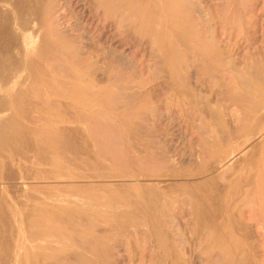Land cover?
Returning <instances> with one entry per match:
<instances>
[{"label": "rangeland", "instance_id": "obj_1", "mask_svg": "<svg viewBox=\"0 0 264 264\" xmlns=\"http://www.w3.org/2000/svg\"><path fill=\"white\" fill-rule=\"evenodd\" d=\"M21 1L12 6L0 0L4 28L0 24V264H22L21 260L23 264H74L76 247L86 253L75 264H222L225 260L211 233L212 224L203 221L201 213L207 206L217 210V202L222 205L218 193L222 186V191L235 193L256 172L243 158H248L253 146L247 141L255 134L252 115L264 107V0L236 1L235 18L251 19L247 36L232 23L227 0H193L190 15L194 18H167L166 26L168 6L160 0ZM38 11L40 18L48 20L37 23ZM195 22L205 31L217 28L213 40L207 41L215 42L222 58L225 55L223 60L227 59L222 67L238 71L242 83L218 82L222 75L193 57L190 66L185 65V52H180L184 41L194 38L188 33L194 34V26H199ZM181 23L194 28L187 30ZM223 23L228 24L226 34L236 31L232 41L223 35ZM23 37L26 51L18 58L24 68L18 71L11 66L13 59L8 62L12 53L8 49ZM65 37L75 41L72 51L94 67L92 73V68L84 73L71 70L78 81L68 76V69L65 74L58 65L41 64L60 56L53 41ZM38 60L41 63L36 64ZM50 73L58 76L52 80ZM60 77L65 81L58 82ZM254 93L262 99L249 97ZM248 127L253 129L250 134ZM220 150L224 156L236 151L240 156L220 165ZM257 156L251 162L260 160ZM257 172L263 174L264 168ZM239 198L234 203L249 202L247 196ZM216 217L222 232L225 218L220 211ZM86 237L91 240L85 241ZM238 237L231 238L229 259H239L246 252L245 241L238 243ZM69 243L73 248L67 249ZM63 255L70 256V263Z\"/></svg>", "mask_w": 264, "mask_h": 264}, {"label": "bare ground", "instance_id": "obj_2", "mask_svg": "<svg viewBox=\"0 0 264 264\" xmlns=\"http://www.w3.org/2000/svg\"><path fill=\"white\" fill-rule=\"evenodd\" d=\"M5 1V0H4ZM8 1H10V4L12 5V6H14L16 3H15V1H17V0H8ZM27 1V0H26ZM98 1V0H97ZM149 1V0H148ZM236 1H239V2H241V1H243V0H227V2H226V6L227 7H231L229 10H228V13H229V11L232 13V18L233 19H231V21H233L232 23H237L238 24V26H239V28H240V34L241 33H243L244 35H246L247 36V32H248V28H249V24H251V19L250 18H235V16H234V14H237L238 12L237 11H239L238 10V7L236 6ZM246 1V0H245ZM20 2H22L21 0H20ZM24 2V1H23ZM30 2H31V0H30ZM159 2V1H158ZM26 3V2H25ZM9 4V3H8ZM99 4V3H98ZM130 4V3H129ZM155 4H156V2H155ZM158 4V3H157ZM159 4H161L162 6H164V7H166V5L168 6V11H167V13H165L166 14V17H165V26H166V21L168 20L167 18H183V20L184 19H187V21H188V18H194L192 15H190V12H191V10L193 9V11H194V8H191V6H193L194 7V5L193 4H195L194 2H193V0H160V3ZM222 4V3H221ZM10 5V6H11ZM28 5V4H27ZM32 5V4H31ZM30 5V6H31ZM196 5H198L197 3H196ZM48 6H50V5H48ZM161 6V7H162ZM235 6L237 7V11H236V8H235ZM22 7V6H21ZM47 7V6H46ZM160 7V8H161ZM197 7H199V5L197 6ZM254 8V7H253ZM9 9H10V7H9ZM46 9V8H45ZM51 9V8H50ZM49 9V10H50ZM117 9V8H116ZM132 8H130V10H131ZM3 10V9H2ZM48 10V11H49ZM152 11H151V14H152V12L154 11V9H153V4H152V9H151ZM161 10H162V8H161ZM198 11H201V8L200 9H197ZM222 10V9H221ZM227 10V9H226ZM9 11H12L11 9L9 10ZM47 11V12H48ZM53 11V10H52ZM134 11V10H133ZM192 11V12H193ZM215 11V10H214ZM252 11V10H251ZM41 12H43V11H41ZM45 12V11H44ZM121 12V11H120ZM142 12H143V10H142ZM202 12V11H201ZM201 12H197L196 11V13L199 15V13H201ZM51 13V12H50ZM108 13H109V11H108ZM242 13V12H241ZM2 14H3V11H2ZM38 14H39V11H38ZM41 14V13H40ZM38 15V18H39V20L40 21H38L37 20V23L39 22V23H41V19L42 20H44V18H40L39 16H41V15ZM45 15L46 13H42V15ZM112 14V13H111ZM131 14V13H130ZM194 14V13H193ZM202 14H203V12H202ZM205 14V13H204ZM212 14H213V12H212ZM224 14V13H223ZM244 14V13H243ZM8 15V14H7ZM10 15H11V12H10ZM47 15H48V13H47ZM49 15H51L52 16V13L51 14H49ZM113 16H114V14H112ZM116 15V17H121L122 16V13L121 14H115ZM123 15H124V17H125V13L123 12ZM197 15V17H199ZM217 15H220V12H219V14H215V16H217ZM3 16H5V15H3ZM13 16V15H12ZM140 16H141V14H140ZM149 16V15H148ZM151 16V15H150ZM209 16V15H208ZM215 16L213 17V18H215ZM228 16H229V14H228ZM243 16V15H242ZM16 17V16H15ZM48 17V16H47ZM129 17V19H132L131 17L132 16H128ZM195 17H196V14H195ZM201 17V16H200ZM211 17V16H210ZM209 17V18H210ZM1 18V17H0ZM10 18H12V17H10ZM14 18V17H13ZM48 18H52V17H48ZM113 18H115V17H113ZM139 18V17H138ZM148 18V17H147ZM206 19H207V16L205 17ZM212 18V17H211ZM210 18V19H211ZM212 18V19H213ZM47 19V18H46ZM45 19V20H46ZM116 19H119V18H116ZM126 19V18H125ZM124 19V21L126 22V20H128V19H126L125 20ZM133 19H134V17H133ZM149 19H151L150 17H149ZM148 19V20H149ZM157 19L158 18H156V21H157ZM205 19V20H206ZM44 20V21H45ZM48 20V19H47ZM141 20V19H140ZM182 20V19H181ZM190 20V19H189ZM197 20V19H196ZM217 20V19H216ZM229 20V19H228ZM114 21H115V19H114ZM118 21V20H117ZM117 21H116V23H117ZM122 21H123V19H122ZM121 21V23L120 24H122L123 23V25H124V23L125 22H122ZM129 21V20H128ZM150 21V20H149ZM148 21V22H149ZM207 21V20H206ZM204 22L205 24L206 23H208V21L207 22ZM226 21H227V19H226ZM11 22V21H10ZM51 22V21H50ZM50 22H49V27L51 28V26H50ZM53 22H55V21H53ZM137 22H139V20H137ZM136 22V23H137ZM169 22H170V20H169ZM172 22H174V20L172 21ZM171 22V23H172ZM191 22V21H190ZM201 22V21H200ZM199 22V23H200ZM212 22V21H211ZM211 22L209 23L210 24V26H211ZM222 22V21H221ZM220 21L217 23V21L215 22L214 21V23L213 24H220L221 23ZM56 23V22H55ZM130 24H132V22H129ZM198 22H195V24H193V25H196V24H198L199 26L197 27V26H194V27H192V28H194L195 29V31H194V34L192 33V34H190V32L188 33L189 35H195L194 36V38H191V40H188L187 42H185L184 41V44H182V45H184V49L182 48V51L180 52V53H182L183 52V50H184V52H185V55H184V62H185V65L188 67V66H190V63H189V59H191L192 57L193 58H195L194 60H196L197 62H199V61H201L202 63H204V64H206L208 67H206L207 69L208 68H211V70L213 71V72H216V73H219V74H221L222 76H219V75H215V76H219V77H221V79L218 81V82H221V83H223V82H226V84L228 83V81H230V83L232 82L234 85H235V83H239V82H241L242 81V79L241 80H239V77L241 76H239V74H238V76H237V72L235 71V73H234V71H231V70H233L231 67H229V68H227L226 67V69H224L222 66H224V65H226V60L224 61L223 59L225 58V55H224V57L222 58V54H223V52L221 53L220 52V50H218L219 49V47H216V44H214V43H210V42H208L207 40H208V38L210 39V38H212V40H213V38H214V36H216L215 34H216V30H217V28H215V29H213L212 31H211V29H210V26H209V29H210V31H211V33H210V31L208 30V31H205V30H203L204 28H205V26H204V28H203V18H202V25H200ZM1 24V27H2V23H0ZM126 24H128V23H126ZM125 24V25H126ZM138 24V23H137ZM158 24V23H157ZM178 24H180V23H178ZM12 25V24H11ZM58 25V24H57ZM56 25V26H57ZM117 25V24H116ZM129 25V24H128ZM139 25V24H138ZM172 25H173V23H172ZM177 25V24H176ZM181 25H183V27H185L184 26V24H182L181 23ZM191 25V24H190ZM222 25V24H221ZM227 23H223V25H222V27L224 28L223 29V35L226 37V39L227 38H229V39H231V36H232V38H233V36H235V33H236V31L235 32H231V33H229V34H226V32H225V30H226V27H227ZM9 26V25H8ZM22 26V25H21ZM47 26V25H46ZM122 26V25H121ZM153 26V25H152ZM164 26V27H165ZM168 26H170V27H172L171 25H168ZM167 26V27H168ZM186 26H187V24H186ZM200 26H202L201 27V29H200ZM14 27V26H13ZM48 27V26H47ZM124 27V26H123ZM134 27H136L135 25H134ZM167 27H165V28H167ZM169 27V28H170ZM190 27V26H189ZM189 27H185V28H187V30L189 29ZM190 27V29H191V31L193 30L192 28ZM3 28V27H2ZM9 28V27H8ZM15 28V30H16V27H14ZM54 28H57V30H59L58 28L59 27H54ZM122 28V27H121ZM169 28H167V30L169 29ZM184 28V29H185ZM197 28V29H196ZM203 28V29H202ZM208 28V27H207ZM211 28H212V26H211ZM231 28H234L232 25H231ZM23 29H25V30H28V29H26L25 27H23ZM140 28H138V30H139ZM152 29V28H151ZM156 30V28H153L152 30ZM171 29V28H170ZM173 29V28H172ZM237 29V28H236ZM3 30H4V28H3ZM14 30V29H13ZM14 30V31H15ZM57 30H55V31H57ZM147 30V29H146ZM166 30V29H165ZM174 30V29H173ZM12 31V30H11ZM13 31V32H14ZM18 32H21V29H20V31L19 30H17ZM50 31H51V29H50ZM50 31L48 32V34L50 33ZM53 32H54V30H53ZM52 32V34H55V33H53ZM138 32V31H137ZM136 32V33H137ZM163 32V31H162ZM176 32H177V30H176ZM181 32V31H180ZM179 32V33H180ZM187 32V31H186ZM186 32H185V34H186ZM210 33V36L211 37H209V36H207V33ZM22 33V32H21ZM24 33V32H23ZM238 33V32H237ZM16 34V33H15ZM19 34V33H18ZM33 34V33H32ZM46 34H47V32H46ZM45 34V35H46ZM149 34V33H148ZM147 34V35H148ZM153 35L154 34H156L155 33V31H153V33H152ZM152 34H149L148 35V37H151L152 36ZM167 34V33H166ZM183 34V33H182ZM182 34H180L181 36H182ZM185 34H184V36H185ZM13 35V34H12ZM51 35V34H50ZM59 35H60V33H59ZM58 35V36H59ZM146 35V34H145ZM151 35V36H150ZM161 35V34H160ZM159 34H158V36H160ZM169 35H172L171 34V30H170V32H169ZM48 36V35H47ZM62 36H65V35H62ZM68 36V35H67ZM180 36V37H181ZM183 36V37H184ZM8 37V36H7ZM16 37V36H15ZM51 37V36H50ZM49 37V38H50ZM52 37H53V35H52ZM55 37V36H54ZM153 37V36H152ZM179 37V38H180ZM183 37H182V39H180V40H178V41H183ZM218 37V36H217ZM245 37V36H244ZM17 38V37H16ZM48 38V39H49ZM221 38V37H220ZM23 40L20 42L19 40H17L16 42H13V45L10 47V45H9V51L12 49V53H11V55H9L10 57V59H8V62H10L11 61V59H13L12 60V63H11V66L13 65L14 66V68L15 69H17L18 71H20L19 70V68L22 70V67L24 68V66H23V64H22V62H21V60H19L21 57H20V55H19V53L21 52L22 53V50L25 52L26 51V40H25V38L23 37L22 38ZM69 39H71V37L69 38ZM67 40L66 39V37L65 38H62L61 40L60 39H54V43L56 44L55 45V48L56 49H60V50H62V53H61V51L59 50L58 51V54L57 55H60V56H50V57H52V58H50L51 60L49 61V62H44V63H41L40 61L41 60H38V61H36V64L39 62V63H41L42 64V67H45L46 66V68L47 67H50V66H56V65H58V66H60L61 67V69H64L65 68V70H66V72H65V74H67V69H68V71H69V73H68V76H72V74L70 75V73H72L71 72V70H75V69H81V70H83V73H84V70H87V69H89V68H92V71L90 70V73H92L93 71H94V67H93V65L92 64H90V63H87V62H85L84 61V59H85V57H84V59L82 60L81 58H80V56L78 55V54H76V53H74L73 51H72V48H74L75 47V49H76V45L73 43V42H75V41H73V42H71L70 40ZM170 39H171V37H170ZM21 40V39H20ZM46 40H47V37H46ZM45 39H44V41H46ZM19 41V42H18ZM26 41V42H25ZM43 41V42H44ZM173 41H174V38H173ZM173 41H171L172 43H173ZM181 41V42H182ZM229 41V40H228ZM231 41H232V39H231ZM18 42V43H17ZM42 42V43H43ZM175 42V41H174ZM33 43V42H32ZM81 43L82 44H84L82 41H81ZM80 43V44H81ZM176 43V42H175ZM34 44V43H33ZM48 44H50V43H48ZM78 44H79V42H78ZM77 44V46H79ZM237 44V43H236ZM45 45H47V44H45ZM51 46V45H50ZM54 46V45H53ZM84 46V45H83ZM82 45H81V47H83ZM232 46L233 45H231V48H232ZM235 46V45H234ZM87 47V46H86ZM182 47V46H181ZM180 47V48H181ZM228 47H229V45H228ZM54 48V49H55ZM88 48V47H87ZM224 48H226V51H227V47H224ZM41 49H43V46H41ZM55 49V50H56ZM83 49L85 50V52H86V49H85V46L83 47ZM89 49H90V47H89ZM92 49V48H91ZM174 49V48H173ZM223 48H221V50H222ZM230 50V49H229ZM15 51H17V52H15ZM28 51V50H27ZM45 51V50H44ZM80 51V50H79ZM82 51V50H81ZM81 51H80V53H81ZM238 51V50H237ZM11 52V51H10ZM83 52V51H82ZM89 52H90V50H89ZM88 52V53H89ZM92 52V51H91ZM91 52H90V54H91ZM94 52V51H93ZM232 52H233V50H232ZM231 51L230 52H227V54L228 53H232ZM50 53H52L51 51H50ZM54 53V52H53ZM61 53V54H60ZM179 53V52H178ZM7 54V53H6ZM10 54V53H9ZM24 54V53H23ZM22 54V55H23ZM42 54H43V51H42ZM46 54L47 53H44V55H45V61H46ZM19 55V56H18ZM87 55V54H86ZM85 55V56H86ZM172 55V54H171ZM89 56V55H88ZM87 56V57H88ZM93 56V55H92ZM179 56H180V54H179ZM18 57H20V58H18ZM79 57V58H78ZM172 57V56H171ZM191 57V58H190ZM230 57V56H229ZM245 57V56H244ZM91 58V56L88 58V59H90ZM227 58V57H226ZM237 58V57H236ZM48 59H49V57H48ZM87 59V58H86ZM182 59H183V57H182ZM237 60V59H236ZM231 61H233V60H231ZM230 61V62H231ZM90 62H91V60H90ZM192 62V61H191ZM229 61L227 62L228 63V65H229V63H230ZM234 62V61H233ZM10 63H9V65H10ZM8 65V66H9ZM95 65H98L97 63H95ZM201 65V64H200ZM8 66H7V68H8ZM57 66V67H58ZM199 66V65H198ZM234 66H236V65H234ZM40 67V66H39ZM200 67V66H199ZM41 68V67H40ZM46 68H44V69H46ZM55 68L56 67H54V69L52 68V70H55ZM96 68H98L97 66H96ZM96 68H95V70H96ZM203 68H204V66H203ZM230 68H231V70H230ZM235 68V67H234ZM43 69V68H42ZM57 69H59V68H57ZM70 69V70H69ZM236 69V68H235ZM238 69V68H237ZM264 69V68H263ZM48 70H50V69H48ZM201 70V69H200ZM64 70H62V72H63ZM51 72H53V71H51ZM206 71H203L202 73H205ZM58 73V72H57ZM208 72H206L205 73V75L207 74ZM17 74V73H16ZM21 74V73H20ZM51 74V76H53L52 77V80L54 79V76H55V73L54 74H52V73H50ZM213 74H215V73H213ZM209 75H210V71H209ZM58 76V75H57ZM57 76H55V78L57 77ZM65 76V75H64ZM89 76V75H88ZM200 76V75H199ZM203 76V75H202ZM214 76V77H215ZM244 76V75H243ZM20 77V76H19ZM74 77H76V76H74V74H73V76H72V78L74 79ZM214 77H212V78H214ZM5 78V77H4ZM64 78V77H63ZM77 78V77H76ZM203 78V77H202ZM205 78H207V77H205ZM209 78V77H208ZM210 78H211V76H210ZM228 78V79H227ZM201 79V78H200ZM204 79V78H203ZM244 79V78H243ZM261 79V78H260ZM58 82H60L59 80H63L61 77H60V79H56ZM67 80V79H66ZM76 79H74V81H75ZM84 80V79H83ZM202 80V79H201ZM206 80V79H205ZM215 80H218L217 79V77H216V79L214 78V81ZM223 82H222V81ZM256 80V79H255ZM63 81H65V80H63ZM68 81V80H67ZM66 81V82H67ZM76 81H78V79L76 80ZM82 81V80H81ZM80 80H79V82H81ZM86 81V80H85ZM209 81V80H208ZM212 80H210V82H211ZM213 81V82H214ZM245 81V80H244ZM56 82V81H55ZM71 82H72V79H71ZM83 82V81H82ZM87 83V82H86ZM86 83L84 82L83 84H85L86 85ZM91 83V82H90ZM89 83V84H90ZM242 83V82H241ZM248 83V82H247ZM1 84V83H0ZM59 85L61 84V83H58ZM63 84H64V82H62V86H63ZM77 84H78V82H77ZM76 84V85H77ZM232 84V85H233ZM245 84V83H244ZM65 85V84H64ZM68 85V84H67ZM66 85V86H67ZM69 86H70V84H69ZM87 86L88 85H86V87L85 88H87ZM230 86H231V84H230ZM237 86H238V84H237ZM245 86V85H244ZM243 86V87H244ZM71 87V86H70ZM76 87V86H75ZM79 87V86H78ZM80 87H82V89H84V86H80ZM79 87V88H80ZM88 88H89V86H88ZM258 88V87H257ZM85 90V89H84ZM232 90H233V88H232ZM249 90V89H248ZM87 91V89L85 90V92ZM234 91V90H233ZM88 92V91H87ZM234 93V92H233ZM244 93H245V91H244ZM243 93V94H244ZM90 94V93H89ZM247 94V93H246ZM87 97V96H86ZM249 97H254L255 99H257L258 97H260V96H258V95H256V93H254V96L252 95V94H249ZM263 97V96H262ZM237 98V97H236ZM242 99V98H241ZM250 99V98H249ZM258 99H262L261 97L260 98H258ZM20 102V101H19ZM250 102V101H249ZM262 105V104H261ZM253 106V105H252ZM251 106V107H252ZM259 107V106H258ZM252 111V110H251ZM253 111H254V109H253ZM57 112V111H56ZM22 115V114H21ZM12 116V115H11ZM253 129H255V134L252 136V137H249V138H247V141H250V143H252V149L250 150V153H248V158H246V160L243 158V161H245V162H248V165H251L252 166V168L253 169H256V172L249 178L250 180H247L245 183H244V185L241 187L240 186V188L241 189H239L237 192H235V193H232V194H230V190L229 191H226L225 190V192L224 191H222V187H221V189H219V196H220V200H221V197H222V201H223V203H222V205H218V202H217V210L215 209L214 210V208H210V207H206V210H204V212H202L201 213V219L203 220V221H208L210 224H212V230H211V233H213V236H215L216 237V241H217V247L218 248H220V250H221V253H222V257L224 258V262L222 263V264H264V173L263 174H261L262 172H263V170H262V172L260 173V174H258V172H257V170H259V169H263L264 167V107L259 111V112H255V113H253ZM251 117V116H250ZM249 117V118H250ZM5 119V118H4ZM250 124V123H249ZM248 125V124H247ZM252 127V126H251ZM245 129V128H244ZM247 129V128H246ZM252 129V130H253ZM67 130V129H66ZM252 130H251V128L249 129V127H248V130H247V133H251L252 132ZM73 131V130H72ZM29 132V131H28ZM69 133V132H68ZM76 133V132H75ZM74 133V134H75ZM72 135V134H71ZM233 135H234V133H233ZM238 138V137H237ZM239 139V138H238ZM52 141V140H51ZM7 143V142H6ZM49 143V142H48ZM67 143V142H66ZM72 143H73V141H72ZM244 143V142H243ZM242 143V144H243ZM9 144V143H8ZM69 144V143H68ZM242 146V145H241ZM240 145H239V147H241ZM245 146V145H244ZM238 146H237V148H239ZM247 147V146H246ZM251 147V146H250ZM3 148V147H2ZM7 149V148H6ZM63 149V148H62ZM224 149H226V148H224ZM78 150H79V148H78ZM244 150V149H243ZM74 151H76V148H75V150ZM222 150H220V151H218L217 152V155H218V159H219V164L220 165H225V164H227L228 162H230L235 156H237L239 153L237 152H231L229 155H226V156H224V153L223 152H221ZM12 153V152H11ZM257 155H259V159L260 160H256L255 162H251V160H254V159H252L253 157H256ZM239 156H240V154H239ZM240 158V157H239ZM257 158H258V156H257ZM257 158H255V159H257ZM79 159V158H78ZM210 161V160H209ZM232 162V161H231ZM230 162V163H231ZM17 163V162H16ZM212 164V163H211ZM19 165V164H18ZM21 170V169H20ZM216 172V171H215ZM217 172H218V170H217ZM249 172V171H248ZM9 174H10V172H9ZM22 175V174H21ZM211 175V174H210ZM248 175V174H247ZM9 176V175H8ZM11 176V175H10ZM208 176V175H207ZM223 176V175H222ZM221 176V177H222ZM28 177V176H27ZM55 181H57V180H55ZM185 181V180H184ZM188 181V180H187ZM190 181V180H189ZM188 181V182H189ZM199 181V180H198ZM100 184H101V182L102 181H98ZM71 183H72V181H71ZM70 182H69V184H71ZM96 183H97V181H96ZM104 183V182H103ZM241 183V182H240ZM57 184V183H56ZM60 184V183H59ZM58 184V185H59ZM68 184V183H67ZM76 184V183H75ZM243 184V183H242ZM29 185H30V183H29ZM32 185V184H31ZM30 185V186H31ZM38 185H40V184H38ZM55 185V184H54ZM93 185V184H92ZM117 185H119V184H117ZM140 185V184H139ZM204 185V184H203ZM77 186V185H76ZM94 186V185H93ZM96 186V185H95ZM99 187H100V185H98ZM61 187V186H60ZM74 187V186H73ZM90 187V186H89ZM126 187V186H125ZM47 188V187H46ZM62 188H65V187H62ZM67 188V187H66ZM65 188V189H66ZM77 188H79V187H77ZM201 188V187H200ZM68 189V188H67ZM231 189V188H230ZM76 190V189H75ZM80 190V189H79ZM67 191V190H66ZM146 191V190H145ZM153 191V190H152ZM222 191V192H221ZM45 192H46V190H45ZM74 192V191H73ZM153 193H154V191H153ZM153 196V195H152ZM245 196H247L248 197V199H249V202L247 203V204H245V205H243V206H240V204L239 203H234L237 199H240L239 197H241V200H243L244 199V197ZM71 197V196H70ZM125 197V196H124ZM146 197V196H145ZM161 197V196H160ZM217 197V196H216ZM30 198V197H29ZM140 198H141V196H140ZM209 198V197H208ZM161 199V198H160ZM233 199V200H232ZM247 199V200H248ZM149 200V199H148ZM148 200H146V201H148ZM202 200V199H201ZM231 200V201H230ZM84 201V200H83ZM149 202V201H148ZM160 202V201H159ZM203 202V201H202ZM99 203V202H98ZM141 203V202H140ZM151 203V202H150ZM190 203V202H189ZM97 204V203H96ZM85 205H86V203H85ZM84 205V206H85ZM87 205H89V204H87ZM86 205V206H87ZM186 205V204H185ZM204 205V204H203ZM239 205V206H238ZM86 206H85V208H86ZM93 206H94V204H93ZM101 206V205H100ZM151 207H152V205H150ZM158 206V205H157ZM187 206H189V205H187ZM88 207H90V206H88ZM87 207V208H88ZM92 207V206H91ZM96 207V209H98L99 207H97V206H95ZM4 208V207H3ZM104 208V207H103ZM117 208V207H116ZM132 208V207H131ZM156 208V206H154V208H152V209H155ZM89 209V208H88ZM93 209V208H92ZM95 209V208H94ZM100 209V208H99ZM108 209H110V207L108 208ZM111 209H113V208H111ZM110 209V210H111ZM187 209H189V208H187ZM114 210V209H113ZM145 210H147V208L145 209ZM75 211V210H74ZM73 211V213L75 214V212ZM94 211V210H93ZM98 211V210H97ZM149 211V210H148ZM152 211V210H151ZM158 211V210H157ZM187 211V210H186ZM217 211H220L221 212V214H223V216H224V218H225V221H226V225L227 226H223L222 227V232H221V228L219 229L218 228V225H216V220H217V218L218 217H216V213H217ZM85 212H87V211H85ZM69 213H70V210H69ZM72 213V212H71ZM80 213V212H79ZM90 213H91V211H90ZM106 213H108V211L106 212ZM149 213V212H148ZM187 213V212H186ZM189 213V212H188ZM191 213V212H190ZM81 214V213H80ZM82 214H83V212H82ZM138 214V213H137ZM153 214V213H152ZM61 215H62V213H61ZM76 216H77V214H75ZM111 215V214H110ZM158 216V215H157ZM59 217V216H58ZM117 217H119L118 215H117ZM123 217V215H121V217L120 218H122ZM129 217V216H128ZM81 218V217H80ZM84 218L82 217V219L81 220H83ZM101 219H103V218H101ZM152 219V218H151ZM75 220V219H74ZM87 221V219H84V221ZM156 220V219H155ZM154 220V221H155ZM85 221V222H86ZM85 222H84V224H85ZM116 222V221H115ZM132 222V221H131ZM81 224L83 223V221L82 222H80ZM121 223V222H120ZM126 223V222H125ZM153 223V222H152ZM86 224H90V223H87L86 222ZM85 224V225H86ZM157 224V223H156ZM218 224V223H217ZM73 225V224H72ZM91 225V224H90ZM92 225H94V224H92ZM111 225V224H110ZM132 225V224H131ZM97 226V225H96ZM114 226V225H113ZM116 226V225H115ZM126 226V225H125ZM237 227V229L235 230V228L234 227ZM67 227H68V225H67ZM79 227V226H78ZM101 227H103V226H101ZM130 226H127V230H128V228H129ZM230 227H233V228H230ZM70 228V227H69ZM93 228H94V226H93ZM100 228V225L98 226V229ZM105 228V227H104ZM103 228V229H104ZM125 228V227H124ZM134 228V227H133ZM86 229V228H85ZM98 229H96L97 231H98ZM101 229V228H100ZM106 229V228H105ZM110 228H108V230H109ZM25 230V229H24ZM66 231V230H65ZM101 232H103V230H100ZM133 231V230H132ZM61 232H63V231H61ZM73 232V231H72ZM75 232V231H74ZM206 232V231H205ZM67 233V232H66ZM89 233V232H88ZM123 233H124V231H123ZM129 233V232H128ZM234 234H238V236L240 237H238L239 238V240L237 241L238 243L240 242L241 243V240H244L245 241V246L246 247H244L243 248V250H245V248H246V252L244 253V256L243 257H240L239 259H229V254L231 253V250H230V246H233V243L234 242H232V240H231V238H232V236H234ZM73 235V234H72ZM207 235V234H206ZM94 236H96V235H94ZM76 236H74V238H75ZM87 237H90V236H87ZM87 237L85 238V241L87 240ZM203 237H205L204 235H203ZM91 238V237H90ZM18 239V238H17ZM77 239V238H76ZM83 239V238H82ZM81 239V240H82ZM205 240H206V238H204ZM214 239V238H213ZM78 240H80V239H78ZM91 239H88L87 241H90ZM95 240V239H94ZM93 239H92V241H94ZM204 240V241H205ZM77 241V240H76ZM83 242H84V240H82ZM209 241V240H208ZM211 242H214V241H212V240H210ZM16 242V241H15ZM27 241H25V243H26ZM39 242V241H38ZM79 242H81V241H79ZM99 242V241H98ZM247 242V243H246ZM42 243V242H41ZM44 243V242H43ZM49 243H50V241H49ZM88 243L90 244V242H87V246H89L88 245ZM93 243V242H92ZM33 244V243H32ZM40 244V243H39ZM45 244H46V246H47V242H45ZM45 244L43 245V246H45ZM54 244V243H53ZM31 245V244H30ZM83 245V247H84V245H85V247H87L86 246V243L85 244H82ZM82 245H81V247H82ZM54 246H57V245H54ZM69 248L67 247V249H70V248H73V246L71 247V245H70V243H69ZM237 246V245H236ZM239 246H241V244L239 245ZM239 246H238V248H239ZM31 247V246H30ZM29 247V248H30ZM37 247V246H36ZM84 247V248H85ZM213 247V246H212ZM32 248V247H31ZM30 248V249H31ZM39 248V247H38ZM40 248H42V246H40ZM57 248H58V246H57ZM64 248V247H63ZM66 248V247H65ZM77 249H78V247H76ZM211 248V247H210ZM45 249L46 248H43V250L45 251ZM54 249V248H53ZM52 249V250H53ZM74 250V255L73 256H75L74 257V261H72V262H74V264L75 263H77V261H79L80 259H81V256L84 254V253H86V252H77L78 250ZM38 250V249H37ZM42 250V251H43ZM51 250V249H50ZM242 250V249H241ZM47 251V250H46ZM53 251H55V250H53ZM73 251V250H72ZM207 251V250H206ZM47 252H49V251H47ZM216 252V251H215ZM218 252H220V251H218ZM72 253V252H71ZM240 253V252H239ZM68 254V253H67ZM70 254V253H69ZM212 254H213V252H212ZM216 256H217V252L216 253H214ZM241 254V253H240ZM62 255V254H61ZM81 255V256H80ZM86 255V254H85ZM215 255H213V256H215ZM27 256V255H26ZM64 256V255H63ZM63 256H61L62 258H63ZM73 256L71 255V258H73ZM91 256V255H90ZM93 256V255H92ZM68 257V258H67ZM64 256V261L65 262H67V263H70V256ZM96 257V256H95ZM221 257V258H222ZM94 258V257H93ZM209 258V257H208ZM216 257H214V260H216L215 259ZM220 258V259H221ZM58 259V258H57ZM217 259H219V257L217 256ZM41 260V259H40ZM77 260V261H76ZM89 260V259H88ZM94 260V259H93ZM92 260V261H93ZM103 260V259H102ZM18 261V260H17ZM17 261H15V262H17ZM22 261V264H23V260H21ZM50 261V260H49ZM96 261V260H95ZM218 260H216V262H217ZM220 261V260H219ZM53 262V261H52ZM94 262V261H93ZM25 263V262H24ZM29 263V262H28ZM49 263V262H48ZM53 263H55V262H53ZM106 263V262H105ZM52 264V263H51ZM98 264V263H97Z\"/></svg>", "mask_w": 264, "mask_h": 264}]
</instances>
